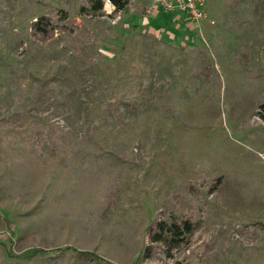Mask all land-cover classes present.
I'll return each mask as SVG.
<instances>
[{"label": "rangeland", "instance_id": "rangeland-1", "mask_svg": "<svg viewBox=\"0 0 264 264\" xmlns=\"http://www.w3.org/2000/svg\"><path fill=\"white\" fill-rule=\"evenodd\" d=\"M206 6L0 0V264H264V0Z\"/></svg>", "mask_w": 264, "mask_h": 264}, {"label": "trees", "instance_id": "trees-1", "mask_svg": "<svg viewBox=\"0 0 264 264\" xmlns=\"http://www.w3.org/2000/svg\"><path fill=\"white\" fill-rule=\"evenodd\" d=\"M115 7L114 14L124 10L131 0H109ZM94 10H100L103 8L106 0H91ZM66 29L65 26H61L55 23L48 16H40L31 24V33L34 37L41 40H48L55 36L59 31ZM211 75L206 73V79L209 80ZM260 108L264 109V103L260 105ZM115 115L117 113L114 112ZM264 115V110H263ZM223 177H219L216 180V186L221 184ZM215 186V187H216ZM114 194L110 198V201L104 211V216L108 217L115 206L114 195L117 193V186L114 189ZM199 227L198 223L193 221L189 216H182L179 218L173 217L171 222H165L164 220H157L155 223H151L147 228V237L149 242L145 244L140 258L145 259L151 256L154 244L163 243L166 247L167 253L172 254L173 250L183 246H188L194 235V232ZM110 264V263H108Z\"/></svg>", "mask_w": 264, "mask_h": 264}, {"label": "built area", "instance_id": "built-area-1", "mask_svg": "<svg viewBox=\"0 0 264 264\" xmlns=\"http://www.w3.org/2000/svg\"><path fill=\"white\" fill-rule=\"evenodd\" d=\"M153 2L156 8L163 11L185 13L193 23L199 24L208 19L207 0H153Z\"/></svg>", "mask_w": 264, "mask_h": 264}]
</instances>
